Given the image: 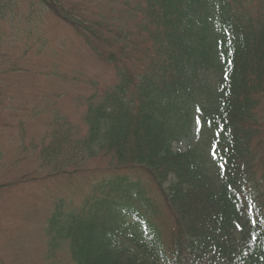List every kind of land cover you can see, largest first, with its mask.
Here are the masks:
<instances>
[{"label": "trees", "instance_id": "16d2710c", "mask_svg": "<svg viewBox=\"0 0 264 264\" xmlns=\"http://www.w3.org/2000/svg\"><path fill=\"white\" fill-rule=\"evenodd\" d=\"M108 2L90 17L65 0H0L11 98L25 57L48 54L46 18L115 73L92 85L83 132L54 114L31 151L80 200L53 202L48 243L74 264H264V0ZM194 126L196 141L174 150Z\"/></svg>", "mask_w": 264, "mask_h": 264}, {"label": "rangeland", "instance_id": "374dc122", "mask_svg": "<svg viewBox=\"0 0 264 264\" xmlns=\"http://www.w3.org/2000/svg\"><path fill=\"white\" fill-rule=\"evenodd\" d=\"M65 3L68 10L86 12L90 17L106 16L114 5L108 0ZM43 32L48 54L25 57L23 63L30 71L16 78L13 98L0 90V96L6 94L0 97V181H11L0 189V264H74L67 245L52 247L43 229L53 202L70 199L75 206L80 200L68 178L38 168L37 156L31 151L36 147L37 153L54 114L83 132L85 98L93 91L92 85L115 80L114 71L89 50L71 26L46 18ZM1 107L5 109L1 111ZM196 139L194 126L190 134L172 143L173 149L184 150ZM87 165L95 169L103 164L97 157Z\"/></svg>", "mask_w": 264, "mask_h": 264}]
</instances>
